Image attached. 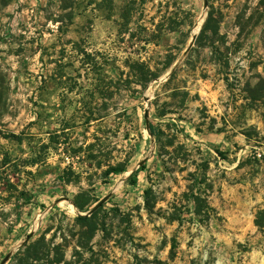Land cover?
Instances as JSON below:
<instances>
[{"label": "rangeland", "instance_id": "374dc122", "mask_svg": "<svg viewBox=\"0 0 264 264\" xmlns=\"http://www.w3.org/2000/svg\"><path fill=\"white\" fill-rule=\"evenodd\" d=\"M262 79L264 0L0 4V264H264Z\"/></svg>", "mask_w": 264, "mask_h": 264}, {"label": "trees", "instance_id": "16d2710c", "mask_svg": "<svg viewBox=\"0 0 264 264\" xmlns=\"http://www.w3.org/2000/svg\"><path fill=\"white\" fill-rule=\"evenodd\" d=\"M11 0H0L1 6H5L8 3H10ZM210 15V14H209ZM210 17V16H209ZM209 17L207 18L206 22L209 21ZM206 30V25H204L201 29L200 34H203ZM126 66L128 67V71H131L135 73V76H137L136 82L141 85L142 88L146 86V84L158 77V74H156L143 60L141 59H126L125 61ZM259 87H264V79H262L257 85L256 88ZM146 128L149 129L150 132H153L151 127L147 126ZM124 171L123 167L120 166H115V167H110L106 170L107 174H119ZM133 183H135V179H133V175H131V178ZM81 194H77L74 198L73 204L76 207V209L79 212H86L89 209H91V197H87V199L81 201L80 200ZM97 212L93 211L91 214H77L76 216V221L79 223L81 226H86L89 222L95 218ZM264 214V209H261L258 214L256 215L255 218V225H257L260 228L264 229V223L259 220V215ZM51 239H46L45 234L41 235L39 238L34 240L33 242L29 243L26 245L25 250H24V255L28 257L29 259L32 260H37L39 257H45L50 255L52 251H55L54 253L56 255H60V251L57 250L58 246L50 247L51 244ZM42 250H44L42 252ZM56 262H61V260H57ZM63 262V261H62ZM68 262L65 261L64 264H67Z\"/></svg>", "mask_w": 264, "mask_h": 264}, {"label": "water", "instance_id": "95a60500", "mask_svg": "<svg viewBox=\"0 0 264 264\" xmlns=\"http://www.w3.org/2000/svg\"><path fill=\"white\" fill-rule=\"evenodd\" d=\"M204 7H207V0H204ZM196 37H197L196 34H195V35H192V37H191V41H190L188 47L186 48L185 53H187V51L191 48V46L193 45V43H194ZM144 100H145L146 102H148V101H149V98H148L147 96H145V97H144ZM148 114H149V110H148V108H145V109H144V118H145V121H146V126H148ZM96 208H97V206H95L94 208H92L91 210H89V211H88V214H91L93 211H95ZM5 259H6V258H5ZM5 259L2 261V263L5 261ZM2 263H1V264H2Z\"/></svg>", "mask_w": 264, "mask_h": 264}, {"label": "bare ground", "instance_id": "6f19581e", "mask_svg": "<svg viewBox=\"0 0 264 264\" xmlns=\"http://www.w3.org/2000/svg\"><path fill=\"white\" fill-rule=\"evenodd\" d=\"M200 23V22H199ZM195 31V30H194ZM196 33V32H195Z\"/></svg>", "mask_w": 264, "mask_h": 264}]
</instances>
